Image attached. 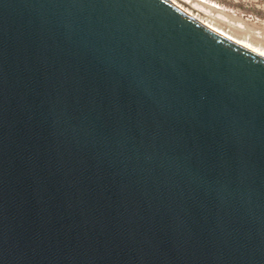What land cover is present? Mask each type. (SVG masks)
Returning <instances> with one entry per match:
<instances>
[{
  "label": "water",
  "instance_id": "water-1",
  "mask_svg": "<svg viewBox=\"0 0 264 264\" xmlns=\"http://www.w3.org/2000/svg\"><path fill=\"white\" fill-rule=\"evenodd\" d=\"M0 264H264V57L169 0H0Z\"/></svg>",
  "mask_w": 264,
  "mask_h": 264
},
{
  "label": "rangeland",
  "instance_id": "rangeland-1",
  "mask_svg": "<svg viewBox=\"0 0 264 264\" xmlns=\"http://www.w3.org/2000/svg\"><path fill=\"white\" fill-rule=\"evenodd\" d=\"M201 1L207 10L190 9L195 16L217 25L227 34L264 48V0Z\"/></svg>",
  "mask_w": 264,
  "mask_h": 264
},
{
  "label": "bare ground",
  "instance_id": "bare-ground-1",
  "mask_svg": "<svg viewBox=\"0 0 264 264\" xmlns=\"http://www.w3.org/2000/svg\"><path fill=\"white\" fill-rule=\"evenodd\" d=\"M171 1L173 4H175L177 7H179L180 9H182L184 12H186L188 15H190L191 17H193L194 19H196L197 21L201 22L203 25H205L206 27L212 29L213 31L217 32L218 34L226 37L227 39L261 55L262 57H264V48L261 46H256L250 42H248L247 40L244 39H239L237 37L232 36L231 34H227L225 33V31H222L220 29V27H218L217 25L210 23L206 20L201 19L200 17L198 18L197 15L195 16L191 11V10H195V11H203L205 10V8L203 7V5L201 3H203L201 0H169ZM186 5L188 8H185L183 5H181L180 3ZM204 4V3H203ZM207 10V9H206ZM205 10V11H206Z\"/></svg>",
  "mask_w": 264,
  "mask_h": 264
}]
</instances>
